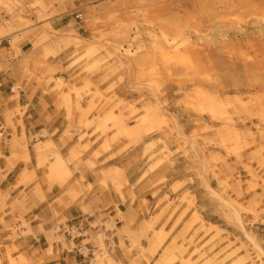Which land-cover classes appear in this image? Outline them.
Instances as JSON below:
<instances>
[{"label": "rangeland", "instance_id": "rangeland-1", "mask_svg": "<svg viewBox=\"0 0 264 264\" xmlns=\"http://www.w3.org/2000/svg\"><path fill=\"white\" fill-rule=\"evenodd\" d=\"M65 1L0 0V41L31 24L27 10L44 20ZM87 7L88 38L43 30L33 47L42 59L67 52L76 70L54 79L61 67L37 63L67 112L64 136L94 159H125L108 176L132 202L141 195L142 221L120 233L119 258L99 232L91 264H264V0Z\"/></svg>", "mask_w": 264, "mask_h": 264}, {"label": "crops", "instance_id": "crops-1", "mask_svg": "<svg viewBox=\"0 0 264 264\" xmlns=\"http://www.w3.org/2000/svg\"><path fill=\"white\" fill-rule=\"evenodd\" d=\"M89 2L54 3L48 11L53 14L44 20L27 10L31 24L0 41V264H91L99 232L109 254L119 258L120 233L142 221L141 195L132 202L127 187L118 193L108 176L111 168L126 169L125 159L103 161L106 154L94 159L90 151L78 150L85 141L64 136L70 126L67 112L53 82L47 83L45 69L37 65L61 67L54 79L75 75L76 70L67 69V52L42 59L33 41L43 30L88 38L84 17ZM14 37L18 53L10 58ZM124 178L138 193L139 174L127 171ZM119 182L124 184L121 175ZM111 221L115 228L106 230Z\"/></svg>", "mask_w": 264, "mask_h": 264}, {"label": "built area", "instance_id": "built-area-1", "mask_svg": "<svg viewBox=\"0 0 264 264\" xmlns=\"http://www.w3.org/2000/svg\"><path fill=\"white\" fill-rule=\"evenodd\" d=\"M6 41L9 42V39H7Z\"/></svg>", "mask_w": 264, "mask_h": 264}, {"label": "bare ground", "instance_id": "bare-ground-1", "mask_svg": "<svg viewBox=\"0 0 264 264\" xmlns=\"http://www.w3.org/2000/svg\"><path fill=\"white\" fill-rule=\"evenodd\" d=\"M74 233V232H73Z\"/></svg>", "mask_w": 264, "mask_h": 264}]
</instances>
